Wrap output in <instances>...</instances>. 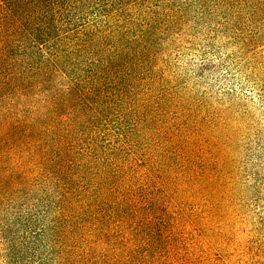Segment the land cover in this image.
I'll list each match as a JSON object with an SVG mask.
<instances>
[{"label":"rangeland","instance_id":"374dc122","mask_svg":"<svg viewBox=\"0 0 264 264\" xmlns=\"http://www.w3.org/2000/svg\"><path fill=\"white\" fill-rule=\"evenodd\" d=\"M138 51L94 158L51 195L64 259L2 205L0 264H264V0L185 8Z\"/></svg>","mask_w":264,"mask_h":264},{"label":"trees","instance_id":"16d2710c","mask_svg":"<svg viewBox=\"0 0 264 264\" xmlns=\"http://www.w3.org/2000/svg\"><path fill=\"white\" fill-rule=\"evenodd\" d=\"M221 1L0 0V206L25 210L29 237L46 239L59 260L69 239L61 230L66 208L54 205L53 226L44 218L51 195L64 200L94 158L111 89L161 20Z\"/></svg>","mask_w":264,"mask_h":264}]
</instances>
